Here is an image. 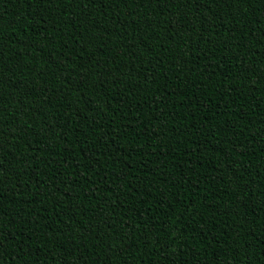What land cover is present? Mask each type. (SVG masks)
Instances as JSON below:
<instances>
[{"label": "trees", "instance_id": "1", "mask_svg": "<svg viewBox=\"0 0 264 264\" xmlns=\"http://www.w3.org/2000/svg\"><path fill=\"white\" fill-rule=\"evenodd\" d=\"M0 264H264V0H0Z\"/></svg>", "mask_w": 264, "mask_h": 264}]
</instances>
